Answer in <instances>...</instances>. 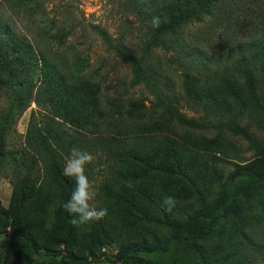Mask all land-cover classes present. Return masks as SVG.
I'll list each match as a JSON object with an SVG mask.
<instances>
[{"label":"rangeland","instance_id":"rangeland-1","mask_svg":"<svg viewBox=\"0 0 264 264\" xmlns=\"http://www.w3.org/2000/svg\"><path fill=\"white\" fill-rule=\"evenodd\" d=\"M218 1L223 2L226 13L216 6L212 17L187 25L181 35L175 36L180 41L173 47L165 44L144 53L147 24L135 4L149 12L154 8L149 0H0L1 48L17 41L30 53L19 55L13 65L17 78L13 92L0 86V144L3 142L7 151L0 157V210L8 211L17 201L20 217L34 218L41 236L58 221L56 211L63 189L41 186L39 157L20 152L32 112L37 127L48 124L66 133L62 150L56 147L62 156V172L73 147L94 156L85 168L95 193L90 203L107 208L108 213L100 221L73 226V230L77 237L86 230L104 231L105 264H118L116 257L126 245L165 241L170 230L158 222L160 219L183 223L195 214L202 200L212 201L232 164L250 161L256 152L247 141L229 132L191 131L167 116L148 112L130 118L126 113L129 102L145 99L149 107L151 97L143 86L130 85L128 64L107 47L97 30L104 31L112 46L129 49L136 57L144 55L145 70L178 102L181 113L188 118L224 120L183 98V73L193 75L206 67L201 85L204 89L208 88L207 82H214L213 88L221 87L225 78L242 87L253 81L254 93H247L245 106L236 118L240 126L249 128L255 141L264 142V59L260 55L264 46V0ZM223 18L226 21L221 23ZM194 46L202 54L193 64L187 55ZM1 68L0 62V76ZM74 83L93 86L97 102L88 101L86 105V100L72 96L69 85ZM13 94L28 107L5 122V115L15 103ZM214 138L217 146L212 148L198 151L193 146L195 141ZM167 144L183 153L180 173L170 177L154 174L133 181L131 188L120 186L119 169L125 163L121 164L119 154L123 149L148 145L165 154ZM192 157L198 159L189 163ZM18 186H24L22 196L17 193ZM114 190L125 193L121 202L110 198ZM165 196L176 201L171 211L161 206ZM240 211V218L222 220L205 243L217 253L215 264H264V185L251 199L240 200ZM9 215L0 217V225L10 226ZM7 237V232L0 233V264H25L16 259L3 261L2 244ZM74 253L86 257L84 246L75 247ZM60 259L41 256L38 264H60Z\"/></svg>","mask_w":264,"mask_h":264},{"label":"trees","instance_id":"trees-1","mask_svg":"<svg viewBox=\"0 0 264 264\" xmlns=\"http://www.w3.org/2000/svg\"><path fill=\"white\" fill-rule=\"evenodd\" d=\"M218 2V0H149V3L154 6L149 12L141 10L135 4L137 12L142 14V20L147 24V39L143 52L149 53L165 44L173 47L180 41L175 36L181 35L187 25L200 23L204 18L212 17V11L216 6L217 9H222L226 13L227 8L221 6L223 5L222 1L217 5ZM153 17L161 19L158 28L152 27ZM225 21L226 19L223 18L220 22ZM97 33L107 47L112 48L116 55L128 64L131 73L130 85L133 87L143 86L151 97L149 107H147L145 99L130 101L126 111L130 118L142 117L148 112L167 116L178 126L191 131L229 132L232 136L247 141L250 148L256 152L255 157L250 161L232 164V170L222 180L220 190L215 198L209 202L202 200L191 218L183 223H174L168 218L160 219L158 222L170 230V235L165 241L156 240L150 244H129L121 249L116 257L118 264H215L216 259L214 260V258L217 253L205 245L206 241L222 220L230 217L240 218V200L251 199L264 185V142L255 141L249 133V128L240 126L236 118L240 116V110L242 111V107L245 106L244 100L247 93H254L253 81L242 87L238 83L235 84L233 79L225 78L222 80L221 87L213 88L215 83L207 82L208 88L204 89L201 85L202 76L207 73L206 67L195 70L196 73L193 75L189 72L183 73V98L197 106H204L208 114L223 116L224 120L203 122L199 118H188L181 113L177 105L178 102L162 90L153 76L145 70L144 55L136 57L129 49H121L118 45L112 46L104 31L97 30ZM262 49L263 55H260L264 59V46ZM28 54L30 55L29 50L17 41L9 42L6 48L0 46V62L2 64L0 86L13 92L17 82L13 65L18 61L19 55L26 56ZM201 54L202 50L194 46L189 50L187 56L194 64L195 59ZM197 66L202 65L197 63ZM262 70L264 72V67ZM61 78L65 84V77ZM69 86L70 93L79 101L86 100V105L88 101L97 102V92L93 86L84 87L76 83ZM15 95L13 94L12 97L15 103L5 115V122L11 120L15 112H18L17 116H20L28 107L21 105ZM236 106L238 110H235ZM30 118L29 130L25 135V146L21 148L20 152L24 154L23 156L39 157L43 169V180L39 183L41 186L47 190H50L52 185L63 189L60 207L56 211L58 221L50 232L41 236L38 231L39 225L35 223L34 218L20 217L17 201L8 211L1 209L0 217L4 218L10 214L8 219L11 220L10 226L7 223L0 225V233L7 232L8 236L2 244L3 261L7 263L16 259L25 264H38L41 256H48L53 259L61 257L60 264H105L102 260V249L107 238L104 231L101 229L86 230L80 237H77L70 222L71 216L62 207V203L70 198L75 186L73 179L63 175L62 156L57 153L56 149L57 147L62 150L65 144L63 138L66 133L58 131L48 124L37 127L32 122L33 112ZM69 143H72V140L69 139ZM4 146L5 144L1 142L0 157L6 151ZM193 146L198 151H204L203 148H212L217 144L214 138L195 141ZM164 151L165 154L162 150L148 147V145L137 149H123L119 154L121 164L125 163V167L119 169L120 186L126 187L128 182L132 183L138 179L146 180L149 177H154V174L170 177L180 173L181 165L185 161L181 149L167 144ZM12 152H8V154L15 155ZM214 158L220 160V157L214 156ZM195 159L198 158L192 157L189 163ZM23 188L24 186L17 187V193L20 196L23 194ZM124 194L114 190L111 191L110 198L121 202L124 199ZM8 228L9 231H7ZM77 246H84L86 249L85 258L74 253Z\"/></svg>","mask_w":264,"mask_h":264},{"label":"clouds","instance_id":"clouds-1","mask_svg":"<svg viewBox=\"0 0 264 264\" xmlns=\"http://www.w3.org/2000/svg\"><path fill=\"white\" fill-rule=\"evenodd\" d=\"M152 27L158 28L161 24L160 17L152 18ZM94 156L79 148L73 147L66 157L63 165V175L74 180L75 186L72 189L70 198L62 203V207L72 216L73 226L88 225L102 220L108 213L107 208L93 206L90 201L94 199L93 185L85 173L87 165L92 163ZM127 187H132L131 182ZM175 199L172 196H165L161 206L166 211L175 207Z\"/></svg>","mask_w":264,"mask_h":264}]
</instances>
